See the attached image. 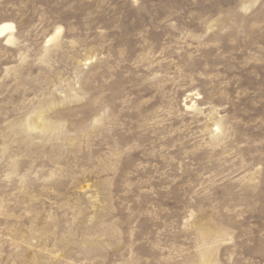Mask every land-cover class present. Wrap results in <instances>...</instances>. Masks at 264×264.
Returning a JSON list of instances; mask_svg holds the SVG:
<instances>
[{
  "label": "rangeland",
  "instance_id": "rangeland-1",
  "mask_svg": "<svg viewBox=\"0 0 264 264\" xmlns=\"http://www.w3.org/2000/svg\"><path fill=\"white\" fill-rule=\"evenodd\" d=\"M3 22L0 264H264V0Z\"/></svg>",
  "mask_w": 264,
  "mask_h": 264
},
{
  "label": "bare ground",
  "instance_id": "bare-ground-1",
  "mask_svg": "<svg viewBox=\"0 0 264 264\" xmlns=\"http://www.w3.org/2000/svg\"><path fill=\"white\" fill-rule=\"evenodd\" d=\"M16 27L13 22H3L0 24V38L9 36V39L13 37V32ZM52 40V37L49 39Z\"/></svg>",
  "mask_w": 264,
  "mask_h": 264
}]
</instances>
